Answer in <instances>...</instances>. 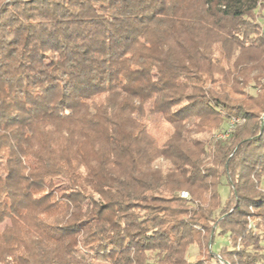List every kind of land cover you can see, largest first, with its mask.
I'll use <instances>...</instances> for the list:
<instances>
[{
  "label": "trees",
  "instance_id": "1",
  "mask_svg": "<svg viewBox=\"0 0 264 264\" xmlns=\"http://www.w3.org/2000/svg\"><path fill=\"white\" fill-rule=\"evenodd\" d=\"M263 11L0 0V264H264Z\"/></svg>",
  "mask_w": 264,
  "mask_h": 264
},
{
  "label": "rangeland",
  "instance_id": "2",
  "mask_svg": "<svg viewBox=\"0 0 264 264\" xmlns=\"http://www.w3.org/2000/svg\"><path fill=\"white\" fill-rule=\"evenodd\" d=\"M243 122L244 121L241 120L239 123H243ZM214 134H215V132H210L207 134V136H209L211 138L214 136ZM219 137H221V136L219 135ZM229 193H230V187L227 183H224L221 186V195H222V199L224 201H226L228 199ZM227 243H228V239L226 236H216L214 239L213 248H212L213 252H215V253L219 252L220 249L222 248V246L226 245ZM209 248H210V245H209ZM197 253H198V247L196 245H192L188 251L189 259L191 261H193L195 259V256L197 255ZM19 264H23V262H20Z\"/></svg>",
  "mask_w": 264,
  "mask_h": 264
},
{
  "label": "built area",
  "instance_id": "3",
  "mask_svg": "<svg viewBox=\"0 0 264 264\" xmlns=\"http://www.w3.org/2000/svg\"><path fill=\"white\" fill-rule=\"evenodd\" d=\"M233 126V124L230 126V128ZM227 134L222 133L220 134L221 137H225ZM181 197L183 198H189V193L187 191H182L181 192ZM251 226H254V224L252 223ZM220 258V257H219Z\"/></svg>",
  "mask_w": 264,
  "mask_h": 264
}]
</instances>
